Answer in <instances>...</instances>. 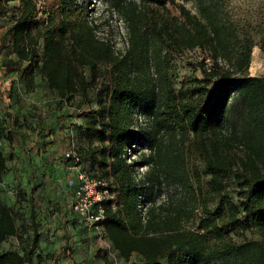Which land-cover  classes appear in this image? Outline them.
<instances>
[{
    "label": "trees",
    "instance_id": "obj_1",
    "mask_svg": "<svg viewBox=\"0 0 264 264\" xmlns=\"http://www.w3.org/2000/svg\"><path fill=\"white\" fill-rule=\"evenodd\" d=\"M9 1L0 0V17L14 8L0 49L15 56L7 62L19 68L25 90L39 75L60 100L93 91L95 106L79 112L88 144L76 154L108 191L96 224L114 253L140 264H264V76L248 71L251 21L233 15L226 0H196L195 13L178 0H101L125 30L116 48L99 35L90 0H44V9L40 0ZM195 48L209 63L198 61L200 76H184L177 87L175 55ZM6 173L0 150V178ZM18 216L0 197V245L18 234ZM38 240L34 231L30 250L0 251V264H33Z\"/></svg>",
    "mask_w": 264,
    "mask_h": 264
},
{
    "label": "rangeland",
    "instance_id": "obj_2",
    "mask_svg": "<svg viewBox=\"0 0 264 264\" xmlns=\"http://www.w3.org/2000/svg\"><path fill=\"white\" fill-rule=\"evenodd\" d=\"M17 2L9 1L12 7ZM45 2L40 0V8H45ZM178 3L196 12V0H178ZM226 4L233 15L251 21L255 45L248 71L251 75L264 76V50L260 48L264 42V0H226ZM89 7L92 15L102 21L99 35L113 42L116 48H122L125 34L122 22L115 15L109 16L101 0H90ZM167 8L172 14H178L171 4ZM13 14L14 8L0 17V40ZM35 55L42 58L41 44L36 48ZM12 58L15 56L0 49V116L8 132V137L0 141V150L7 164V173L0 178V197L13 204L19 214L18 234L8 237L0 245V251L30 250L35 231L39 234V240L37 246L33 247V264H140L135 257L130 262L119 258L102 228H87L76 216L67 212L77 175L71 157L65 154L72 147L77 153L78 149L88 144L78 133L86 123L79 112L95 106L93 91L86 98L74 94L71 98L60 100L48 88L45 80L37 75L35 89L27 92L19 68L7 62ZM203 58L209 63L206 52L200 48L175 55L177 87L184 76H200L195 66ZM99 68L101 78L109 82L108 70L103 65ZM15 119L22 126H17ZM199 165L204 178L209 180L204 163L200 162ZM77 168L95 179L93 175L96 172L88 161L79 160ZM141 170H145V167ZM236 190V184L230 179L228 193L236 198ZM244 234L258 238L254 229H247Z\"/></svg>",
    "mask_w": 264,
    "mask_h": 264
},
{
    "label": "built area",
    "instance_id": "obj_3",
    "mask_svg": "<svg viewBox=\"0 0 264 264\" xmlns=\"http://www.w3.org/2000/svg\"><path fill=\"white\" fill-rule=\"evenodd\" d=\"M130 153V149H127V154ZM65 155L71 157L77 175V183L68 208L77 214L88 228H101L96 224L104 214L100 201L109 197L108 191L99 187L101 184L99 180L89 177L84 170L77 168L79 158L73 147Z\"/></svg>",
    "mask_w": 264,
    "mask_h": 264
},
{
    "label": "crops",
    "instance_id": "obj_4",
    "mask_svg": "<svg viewBox=\"0 0 264 264\" xmlns=\"http://www.w3.org/2000/svg\"><path fill=\"white\" fill-rule=\"evenodd\" d=\"M69 205V204H68Z\"/></svg>",
    "mask_w": 264,
    "mask_h": 264
}]
</instances>
